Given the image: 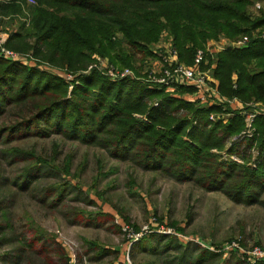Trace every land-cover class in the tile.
I'll return each mask as SVG.
<instances>
[{
	"label": "trees",
	"instance_id": "16d2710c",
	"mask_svg": "<svg viewBox=\"0 0 264 264\" xmlns=\"http://www.w3.org/2000/svg\"><path fill=\"white\" fill-rule=\"evenodd\" d=\"M19 1L0 4V16L10 17L9 25L19 19L5 47L29 56L36 65L0 57V118L9 112L15 116L0 125V144L61 136L100 148L143 171L221 193L235 204H264V113L255 118L252 135L244 137L242 112L229 103L237 99L248 110L251 103L264 105V11L252 12L255 0H34L32 7ZM164 32L181 62L189 66L211 41L248 37L246 47L216 55L212 75L227 102L202 106L140 79L113 82L97 69L85 72L100 58L139 74L136 65L155 57L150 47ZM213 63L211 58L206 68ZM40 65L73 74V82L41 70ZM79 71L85 73L77 75ZM178 92L191 90L180 87ZM212 115L219 118L213 120ZM1 152L27 163L23 175L34 168L51 172L54 159L35 151L11 147ZM63 170L70 173L68 165ZM66 187L56 191L53 202L63 201ZM174 241L164 234L145 235L132 245L130 256L135 259L138 251L163 256L175 249L180 253L170 264L223 258L200 245L194 257L187 250L181 252ZM240 244L247 247L243 241ZM44 250L42 240L33 238L21 252L40 257ZM109 252L102 249L101 254ZM236 255L241 263L238 253L232 257ZM21 257L22 253L14 264H21ZM44 258L41 264L62 262L47 254ZM63 261L70 264L69 257Z\"/></svg>",
	"mask_w": 264,
	"mask_h": 264
},
{
	"label": "rangeland",
	"instance_id": "374dc122",
	"mask_svg": "<svg viewBox=\"0 0 264 264\" xmlns=\"http://www.w3.org/2000/svg\"><path fill=\"white\" fill-rule=\"evenodd\" d=\"M14 1L17 0L9 3ZM19 2L23 7L35 4V1ZM261 11L264 0H255L252 12L257 15ZM8 22L10 17L0 16V41H4V47L5 37L17 29L19 19L11 25ZM216 42L220 44L221 38ZM172 43L164 32L150 47L155 57L138 63L136 70H141L137 74L133 69L135 76L142 81L151 80L161 69L159 59L171 49ZM99 59L88 67V73L97 69L110 78L106 75L108 66ZM95 65L96 68L90 69ZM109 67L123 69L113 64ZM85 72L79 71L77 75ZM14 119L9 112L0 118V125ZM11 147L54 159L51 172L44 169L40 173L34 168L29 175H23L27 163L1 152ZM66 165L69 174L63 170ZM24 185L28 188H22ZM63 185H67L63 201L56 204L53 197ZM158 223L177 232L183 229L180 236H168L176 238L174 244L182 247L181 252L187 250L194 257L199 253L196 248L199 242L216 248L240 239L248 249L264 248V204H235L221 193L143 171L132 163L111 158L100 148L61 136L30 137L8 146L0 144V264H14L20 253L21 264H41L45 254L56 262L69 257L70 264H170L180 253L174 248L163 256L150 251H138L135 259L130 256L132 245L139 239L131 243L129 236L142 230L148 233L141 238L151 235ZM33 238H40L47 249L40 257L34 252H21ZM40 246L39 243L38 249ZM102 249L110 252L102 255ZM237 258L236 255L228 260H207L204 264H243Z\"/></svg>",
	"mask_w": 264,
	"mask_h": 264
},
{
	"label": "built area",
	"instance_id": "2783aa9c",
	"mask_svg": "<svg viewBox=\"0 0 264 264\" xmlns=\"http://www.w3.org/2000/svg\"><path fill=\"white\" fill-rule=\"evenodd\" d=\"M12 0H0V4H6ZM29 3H33V0H27ZM171 39V38H170ZM226 38H221V43L216 41L209 42L204 49H200L194 59L193 65H186L181 62L179 57V51L172 45L171 49L167 51L161 58L160 61V71L155 73L151 80L146 79L145 82L151 85H160L164 87L167 92L175 95L176 97H183L188 101L196 102L202 106H212V105H223L227 102L219 92L217 81L212 75V70L215 68V61L209 68H206L209 65L210 59H215L216 53L224 51L226 49H236L244 48L247 46L249 39L248 37H243L237 41H227ZM172 42V39H171ZM4 41H0V57L6 60H11L15 62H20L25 65H36L34 59H30L27 55H22L16 52H13L6 47H4ZM211 57V58H209ZM104 62V65H107V76H110V79L113 82L121 81L126 78L138 79L135 76L134 72L125 68L117 70L115 67H109V64L105 60L99 59ZM41 70H46L51 72L59 77L64 78L68 83H72L74 76L69 72H63L58 68H54L49 65H40L38 66ZM97 66H91L90 69L96 68ZM88 72V71H87ZM180 87L189 88L191 92H186L180 94L178 89ZM73 88L72 85L70 87ZM233 110H240L245 120L246 130L243 132V136H251L253 132V123L255 118L264 113V105L259 103H251L248 106L250 109H245V106L234 99L229 101ZM213 120H216L217 116L212 115ZM128 229V226H125L124 229ZM157 229V231H155ZM155 229L152 231L157 234L164 235H175L180 236L175 229L165 227L164 224H156ZM144 233L148 231H140L139 233H133L129 236L130 242L133 243L141 238ZM242 240L236 239L231 242L225 243L220 248L210 247L203 243L199 242V245L203 248H208L212 252L221 253L224 260H228L232 257L233 253H238L240 256L241 262L243 264H258L261 261H264V248L260 246H254L252 249L248 247H243L240 242ZM125 264V263H124ZM129 264H131L129 262Z\"/></svg>",
	"mask_w": 264,
	"mask_h": 264
},
{
	"label": "crops",
	"instance_id": "0c3cea01",
	"mask_svg": "<svg viewBox=\"0 0 264 264\" xmlns=\"http://www.w3.org/2000/svg\"><path fill=\"white\" fill-rule=\"evenodd\" d=\"M8 36L5 37V39L7 38Z\"/></svg>",
	"mask_w": 264,
	"mask_h": 264
}]
</instances>
